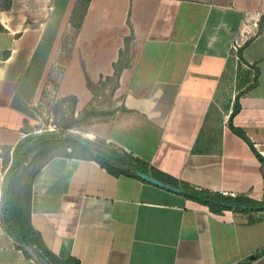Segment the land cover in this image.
Returning <instances> with one entry per match:
<instances>
[{
	"label": "crops",
	"instance_id": "0c3cea01",
	"mask_svg": "<svg viewBox=\"0 0 264 264\" xmlns=\"http://www.w3.org/2000/svg\"><path fill=\"white\" fill-rule=\"evenodd\" d=\"M47 83L95 105L87 139L112 163L182 191L96 149L33 157L21 205L58 264H264V0H0V264H42L8 231L4 186Z\"/></svg>",
	"mask_w": 264,
	"mask_h": 264
},
{
	"label": "trees",
	"instance_id": "16d2710c",
	"mask_svg": "<svg viewBox=\"0 0 264 264\" xmlns=\"http://www.w3.org/2000/svg\"><path fill=\"white\" fill-rule=\"evenodd\" d=\"M97 116L96 113L91 114ZM82 120L76 121L80 124ZM75 123V124H76ZM240 133V132H239ZM240 135L244 136L241 132ZM84 140L74 138V136H63L58 137L56 134H42V135H31L27 142L30 144L31 148L28 149L25 154L17 151L15 153L16 161L14 166L10 169V173L7 181H5L4 193V218L8 228V231L13 235L19 243L29 249L30 253L33 252V255L36 259L42 264H58L51 254L45 249L41 238L39 235L30 228V225L27 223L24 216V210L21 205L22 193L20 192L25 181L26 175L22 174L19 176L20 171L27 172L30 167H25V160L28 159L29 155L36 152L34 159L35 162H40L45 159L50 158L51 156L62 155L67 153L68 149L73 148V152L76 149L83 148L86 151H91L99 149L94 146H91L89 141H84L86 144H83ZM67 142L72 143L68 145ZM78 146V147H76ZM24 156V157H22ZM116 157L108 151L102 150L99 151L98 155L95 157L96 161H99L103 166H105L109 171L113 172L115 175H120L125 173L129 176L137 177L136 173L139 171V167L132 161H122L121 163L127 166L126 169L119 167L118 161L112 163V157ZM115 159V158H114ZM19 176V180L16 179ZM185 194L191 199L203 203L213 209L214 212L222 213L226 210H238L242 211L243 207H254L252 202L244 200L242 198L226 197L223 195L209 194L206 192H198L191 190L189 188L185 189ZM65 264H79L76 261L66 262Z\"/></svg>",
	"mask_w": 264,
	"mask_h": 264
},
{
	"label": "rangeland",
	"instance_id": "374dc122",
	"mask_svg": "<svg viewBox=\"0 0 264 264\" xmlns=\"http://www.w3.org/2000/svg\"><path fill=\"white\" fill-rule=\"evenodd\" d=\"M57 84L47 83L40 95L37 103L31 107L29 112V123L27 129L31 134L34 133H54L58 137L70 134L81 140H88L87 137L93 138L94 125H97V116L94 106L88 110L78 111L77 102L74 99H63L57 92ZM81 121L80 124L76 121ZM76 123V124H75ZM91 141L95 146H101L96 139ZM89 141V140H88ZM68 145L72 143L67 142ZM104 146V147H103ZM103 148L110 150L108 145L103 144ZM78 147V146H76ZM79 148V147H78ZM36 152L31 154L27 159L28 166L35 168L32 159Z\"/></svg>",
	"mask_w": 264,
	"mask_h": 264
},
{
	"label": "water",
	"instance_id": "95a60500",
	"mask_svg": "<svg viewBox=\"0 0 264 264\" xmlns=\"http://www.w3.org/2000/svg\"><path fill=\"white\" fill-rule=\"evenodd\" d=\"M43 133H37V135H42ZM46 134H54V133H46ZM67 136H71L70 134H66ZM83 144H86L84 141H83ZM14 165V160H12V163H11V167H13ZM136 175L142 179L143 181L147 182V183H150L152 185H155L159 188H162V189H165V190H169L171 192H174V193H178V194H181L182 191L177 189V188H173L171 186H168L158 180H156L155 178H152L150 175H147L145 173H142V172H137ZM243 209H248L246 207H243Z\"/></svg>",
	"mask_w": 264,
	"mask_h": 264
},
{
	"label": "built area",
	"instance_id": "2783aa9c",
	"mask_svg": "<svg viewBox=\"0 0 264 264\" xmlns=\"http://www.w3.org/2000/svg\"><path fill=\"white\" fill-rule=\"evenodd\" d=\"M235 50H237L236 48H235ZM225 195V194H224Z\"/></svg>",
	"mask_w": 264,
	"mask_h": 264
}]
</instances>
